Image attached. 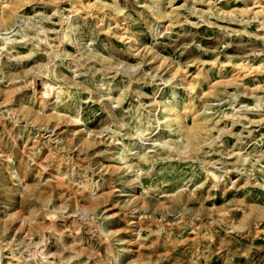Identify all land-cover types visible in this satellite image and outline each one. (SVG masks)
<instances>
[{"label":"rangeland","instance_id":"rangeland-1","mask_svg":"<svg viewBox=\"0 0 264 264\" xmlns=\"http://www.w3.org/2000/svg\"><path fill=\"white\" fill-rule=\"evenodd\" d=\"M0 264H264V0H0Z\"/></svg>","mask_w":264,"mask_h":264},{"label":"bare ground","instance_id":"bare-ground-1","mask_svg":"<svg viewBox=\"0 0 264 264\" xmlns=\"http://www.w3.org/2000/svg\"><path fill=\"white\" fill-rule=\"evenodd\" d=\"M165 102H166V100H165V99H163V101H161V102H159V103H158L159 105L163 106V112H164V111H165V109L167 108V106H166V105H164V104H165Z\"/></svg>","mask_w":264,"mask_h":264}]
</instances>
